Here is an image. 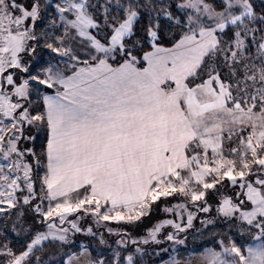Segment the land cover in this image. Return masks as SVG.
Here are the masks:
<instances>
[{
    "label": "snow or ice",
    "instance_id": "1",
    "mask_svg": "<svg viewBox=\"0 0 264 264\" xmlns=\"http://www.w3.org/2000/svg\"><path fill=\"white\" fill-rule=\"evenodd\" d=\"M0 264H264V0H0Z\"/></svg>",
    "mask_w": 264,
    "mask_h": 264
}]
</instances>
